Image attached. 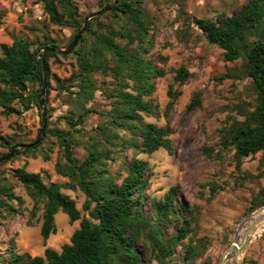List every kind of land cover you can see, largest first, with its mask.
Listing matches in <instances>:
<instances>
[{
  "label": "trees",
  "instance_id": "16d2710c",
  "mask_svg": "<svg viewBox=\"0 0 264 264\" xmlns=\"http://www.w3.org/2000/svg\"><path fill=\"white\" fill-rule=\"evenodd\" d=\"M98 1L102 9L113 0ZM35 3L42 5L52 24L75 28L70 44L82 26L75 0H35ZM141 4L142 0H119L102 15L111 17L117 26L99 28V23L94 24L99 17L89 22L70 53L76 57L77 73L62 81L53 76L60 92L68 95L69 110L58 118L68 130L51 131L47 121L44 137L51 134L56 138L60 157L54 170L67 181L46 185L39 174L27 172L25 168L13 170L15 183L0 179V218L5 220L25 211L23 198L14 193L15 184L19 185L33 203L27 225L32 226L33 219L41 213L39 232L43 242L56 233L58 213L65 214L71 224L79 221L78 229L59 252L46 248L43 256L19 255L13 251L12 242L9 246L12 264H147L148 260L155 259L158 264H170L177 247L182 251L178 258L183 264H196L207 251V239L194 234L197 223L193 209L177 201L179 185L170 187L162 198L144 194L151 172L146 162L136 158L137 154L173 150L170 131L143 120V116L158 115V105L152 99L156 80L173 73L163 112L167 116L190 72L185 66L167 70L154 65L155 58L150 53L154 47L153 34H150L154 23ZM190 24L209 44L223 51L226 62L241 61V70H231L220 81L244 76L255 95L253 102L243 101L227 107L241 120L232 118L219 131L216 148L205 145L202 153L217 162L232 153L237 170L243 158L261 153V167L256 177L264 178V0H246L230 15L221 14L215 20L191 18ZM249 37H253L250 43ZM51 45L45 39L33 50L30 42L18 38L10 46H0V107L4 115H21V110L13 107L14 102L25 109L30 104L39 109L42 86L45 83L47 94L50 85L48 59L57 56L51 52L39 54V51ZM243 51H246L244 55ZM157 59L166 63L163 56ZM97 92L107 100V111L88 106L94 103ZM202 96L201 91L192 93L185 106L186 115L202 107ZM91 114L99 116L101 121L85 132L83 126ZM43 141L44 138L33 148L20 150L11 159L21 154L35 157ZM0 146L9 152L13 144L0 135ZM74 147L83 151L79 158L74 157ZM126 149H131L132 157L112 172L110 164ZM41 156L45 161L50 158L45 152ZM199 188L207 189L211 200L216 196L218 185L207 181ZM62 190L83 193L81 208L85 215ZM252 204L264 205L263 189ZM168 229H175V236L168 238ZM204 264L209 262L206 260Z\"/></svg>",
  "mask_w": 264,
  "mask_h": 264
},
{
  "label": "rangeland",
  "instance_id": "374dc122",
  "mask_svg": "<svg viewBox=\"0 0 264 264\" xmlns=\"http://www.w3.org/2000/svg\"><path fill=\"white\" fill-rule=\"evenodd\" d=\"M245 1L142 0L141 4L145 14L154 23V29L150 32L154 38V47L150 52L155 58L154 65L167 70L185 66L190 72V78L179 88L181 95L167 116L163 112L168 102L166 91L173 82V73L169 72L156 80L152 99L158 105V115L143 116V120L167 128L173 150L168 153L160 149L152 155L138 153L136 158L146 162L151 172L149 185L144 191L146 196L162 198L170 187L177 184L180 189L177 201L193 209L197 223L194 234L197 238L205 237L209 244L204 257L196 264H204L206 260L209 264H219L229 244L234 239L241 240L237 236L244 230L247 218L264 208V205L252 204L258 192L264 190V178L256 177L261 167V153L243 158L240 170L235 167L232 153L225 155L220 162L207 159L202 153L205 145L216 148L219 131L232 118L241 120L235 112H229L227 107L243 101L253 102L255 95L249 79L244 76L220 81L219 78L231 70H241V61L226 62L223 51L209 44L202 33L190 24L191 18L215 20L221 14L230 15ZM75 7L82 23L90 14L101 10L98 0H75ZM0 15V46H10L15 39L20 38L30 42L31 48L35 50L46 39L52 42L51 46L64 49L75 33L73 27L52 24L43 12L42 5L36 4L35 0H0ZM94 24H98L99 28L112 24L117 26L108 16H100ZM252 39L253 37H249L247 42L250 43ZM41 53L42 50L39 51ZM245 53L246 51L242 52L243 55ZM56 54V57L48 59L50 85L47 94L45 92L47 102L44 107L49 116V130L65 132L68 127L64 121H58V118L69 110L68 95L65 91L60 92L53 76L61 81L66 80L77 73L78 67L73 54L67 57ZM159 56L166 58L165 64L157 59ZM195 91L203 93L202 107L186 115L185 106ZM26 101L28 98H25ZM90 105L100 111L109 109L107 100L100 92L96 93V99L88 106ZM13 107L20 109L21 115H4L0 107V135L7 138L13 146L34 141L39 133L38 115L41 110L33 104L25 109L17 102L13 103ZM100 121L99 116L91 114L83 129L90 132ZM43 138L35 157L21 154L6 162L0 168V179L5 178L10 183H15L13 170L25 168L27 172L39 174L46 185L66 182L67 179L54 170L60 157L56 138L51 134ZM41 152L49 154L48 161L42 158ZM73 152L75 158L83 154L80 147H74ZM7 153V149L0 146V154ZM131 157V149H126L120 158L110 164V170L116 171L121 163L129 161ZM207 181L218 185L216 196L211 200L208 190L199 188L200 184ZM62 192L73 199L78 210L85 215L81 208L83 193L70 190ZM14 193L23 198L25 211L5 220L0 218V264H12V250L9 249L12 242L13 251L19 255L43 256L46 248L59 252L61 246L68 243L72 233L78 229L79 221L71 224L65 214L58 213L55 217L56 233L43 242L39 232L41 213L33 219V225L28 226V211L32 207V200L17 184L14 186ZM166 232L168 238L175 236V229H168ZM138 250L141 252L140 248ZM181 253L180 247H177L170 264H183L178 258ZM143 256L147 258L145 253ZM147 264L158 263L155 259L148 260ZM226 264H264V232L258 237H250L236 262L228 260Z\"/></svg>",
  "mask_w": 264,
  "mask_h": 264
},
{
  "label": "water",
  "instance_id": "95a60500",
  "mask_svg": "<svg viewBox=\"0 0 264 264\" xmlns=\"http://www.w3.org/2000/svg\"><path fill=\"white\" fill-rule=\"evenodd\" d=\"M119 0H113L110 4L106 5L104 8H102L101 10L90 14L82 23L81 28L78 30L76 36L73 38V40L71 41V43L64 49H60L58 47L55 46H47L45 48L42 49V54L45 55L48 52L51 53H58L60 55H69L72 50L76 47L77 43L79 42L83 32L85 31L88 23L92 20H94L97 17H100L102 15H104L105 13H107L110 8L117 4ZM43 67H44V59H43ZM45 81V78H44ZM45 92H46V85L45 83L42 86L41 92H40V96H39V101H38V106L39 109L41 110L40 113V117H41V127H40V131L37 135V137L35 138V140L29 144H20V145H14L12 146V148L10 149V151L1 156L0 157V164H3L5 162H7L9 159H11L13 157V155L15 153H17L20 150H26V149H30L33 148L35 146H37L43 139L44 135H45V129L47 127V116H46V111H45ZM252 231V228H248L243 232V236L241 238L240 241H238V239H234L229 246L227 247L225 253L223 254L219 264H226V262L228 260H232V262H236V260L238 259V255L240 253V251L245 247V245L247 244V242L250 239V232Z\"/></svg>",
  "mask_w": 264,
  "mask_h": 264
},
{
  "label": "bare ground",
  "instance_id": "6f19581e",
  "mask_svg": "<svg viewBox=\"0 0 264 264\" xmlns=\"http://www.w3.org/2000/svg\"><path fill=\"white\" fill-rule=\"evenodd\" d=\"M243 228L244 230H241V234L237 237L242 238L243 232L248 228H252L250 237H258L259 235H261L264 232V208L258 210L252 216L247 218Z\"/></svg>",
  "mask_w": 264,
  "mask_h": 264
}]
</instances>
